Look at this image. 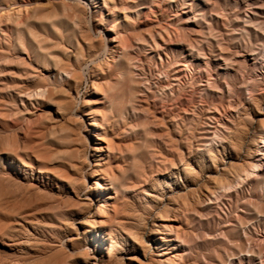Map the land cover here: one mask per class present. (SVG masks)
<instances>
[{"label": "rangeland", "instance_id": "1", "mask_svg": "<svg viewBox=\"0 0 264 264\" xmlns=\"http://www.w3.org/2000/svg\"><path fill=\"white\" fill-rule=\"evenodd\" d=\"M107 43L124 49L110 60ZM251 96L264 113V0H0V264H47L39 250L74 239L67 225L97 212L77 194L94 117L105 150L89 148L91 163L104 192L133 206L181 155L226 144L222 173L205 161L202 179L219 188L185 221V262L263 264L264 163L245 194L238 181L221 187L261 134L254 118L233 130L219 118L233 104L256 112Z\"/></svg>", "mask_w": 264, "mask_h": 264}, {"label": "bare ground", "instance_id": "2", "mask_svg": "<svg viewBox=\"0 0 264 264\" xmlns=\"http://www.w3.org/2000/svg\"><path fill=\"white\" fill-rule=\"evenodd\" d=\"M93 4L91 1L90 5ZM123 49L121 43L106 44V53L110 60ZM110 60L107 65L109 69L112 66ZM76 76L81 79L79 72H76ZM99 86L94 80L93 87L99 88ZM253 88L254 85L248 87L249 90ZM41 95L44 96V92ZM251 101L256 112H250V106L245 103L239 106L233 104V111H236L234 117L229 116L230 112V114L225 113V117H220L218 122L223 128L233 130L240 125L245 126L244 117H247L256 119L260 126V140L254 139L246 154L237 156L238 160L244 159L237 178L221 185L228 190L238 181L242 187L239 192L244 194L246 185L259 175L264 163V113L259 112L261 109L259 99L251 96ZM89 121V125L83 123L85 128L91 127L88 131L92 135L85 139L83 157L85 161L83 169H88L89 177L81 180L77 194L88 191L98 203L100 202L98 210L95 214L83 215L78 223L72 221L67 225L73 228L74 239L71 237L69 241L54 240L53 244L44 245L39 250L44 254L39 260L40 263L66 264L62 256L71 252L78 261H69L68 264H186L183 247L187 228L185 221L192 212L216 200L219 188L212 186L211 179H202L205 161L208 160L214 165V174L222 173L227 165L225 159L229 152L228 146L224 143L212 144L206 153H200V158L196 160L181 155L182 167L164 175L159 185H153L150 189L137 193L133 198L136 202L133 206L127 201H121L118 194L111 196L104 192L99 165L91 163L87 151L90 148L91 153H100L102 157L105 143L101 141L102 135L98 131L100 126L98 118L94 117ZM243 131L247 130L243 129ZM91 180L93 182L90 183ZM191 192L197 193L194 201H190ZM108 198H112L114 202L109 203ZM90 201L92 202V199ZM34 237H37L36 234H28L25 241L29 244L34 241L40 242ZM97 253L100 254V258L97 257ZM240 264L244 263L240 262Z\"/></svg>", "mask_w": 264, "mask_h": 264}]
</instances>
